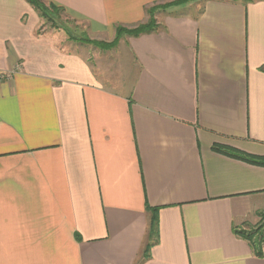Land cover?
Instances as JSON below:
<instances>
[{"label":"crops","instance_id":"crops-1","mask_svg":"<svg viewBox=\"0 0 264 264\" xmlns=\"http://www.w3.org/2000/svg\"><path fill=\"white\" fill-rule=\"evenodd\" d=\"M44 1L89 41L0 0V264H264L234 232L264 166L213 149L264 157V0L172 6L106 48L165 0Z\"/></svg>","mask_w":264,"mask_h":264},{"label":"trees","instance_id":"trees-1","mask_svg":"<svg viewBox=\"0 0 264 264\" xmlns=\"http://www.w3.org/2000/svg\"><path fill=\"white\" fill-rule=\"evenodd\" d=\"M194 0H165L162 2L154 3L146 8L147 21L144 23H139L132 27H123L117 26L115 32V38L109 43L97 42V44L101 47H111L118 42V39L122 34H126L129 36H139L142 34H147L155 31L159 27V23L155 17V12L157 10H165L171 6H177L183 2H190ZM234 1H242L244 3L251 2L253 0H234ZM26 2L31 5L35 11L38 13L41 20H46L50 22V27L52 28H61L69 39L74 37L72 34H69V28L61 26L60 24H65L70 21H74V19H69L68 14L64 11V9L52 2H45L44 0H26ZM64 17L66 20H62ZM76 40V39H75ZM79 41L88 42L89 39L85 36H81L78 38ZM213 149L219 153L224 155L237 158L243 160L247 163L257 164L264 166V157H257L245 152L239 151L237 149L215 145ZM147 211L150 212V222H149V242L146 245V249L150 248L153 243H156L157 240V208H146ZM259 221L256 225L243 224L234 229V232L237 236L245 239L249 245L253 248L255 254L258 257L262 256L261 245L264 243V212L259 213ZM245 226V227H244ZM145 249V251H146Z\"/></svg>","mask_w":264,"mask_h":264},{"label":"rangeland","instance_id":"rangeland-1","mask_svg":"<svg viewBox=\"0 0 264 264\" xmlns=\"http://www.w3.org/2000/svg\"><path fill=\"white\" fill-rule=\"evenodd\" d=\"M202 1L203 0H194V1H190V2H183L182 4L180 3L179 5L174 6V9L176 8V12L177 13H182V12H184L185 8L188 7V5L191 4V3L196 4L195 5V8L196 9H199L200 8V4L202 3ZM183 6H185V8H182ZM167 9H169V7ZM161 11H163V10H157L155 12L156 19H157V14L159 12H161ZM68 18L69 19H72L70 16H68ZM62 20L64 21L66 19L64 17H62ZM41 22H42L41 29L42 28L43 29L46 28V30L57 31V32L63 33V34H65L67 36V34L61 28H52V27H50V22H48L46 20H43V19L41 20ZM57 24L69 28V31H70L69 34H72L74 37H72L71 39H69L67 37L68 40H71V41H79L78 38H80L81 36H85L86 37V34L83 31L84 28H83V24L82 23H78L77 21H73V22L70 21V22H67L65 24H60V23H57ZM104 56H108L110 58H112V56H116L117 59H116V62L114 64H115V66H118V63H119V61H118V54H104ZM104 60L107 62L108 61V58H105ZM104 60H103V62H105ZM249 226H251V225H249Z\"/></svg>","mask_w":264,"mask_h":264}]
</instances>
